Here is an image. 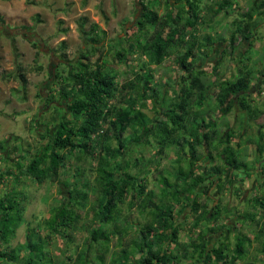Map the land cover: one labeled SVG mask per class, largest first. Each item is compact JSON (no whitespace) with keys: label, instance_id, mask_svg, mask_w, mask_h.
<instances>
[{"label":"rangeland","instance_id":"1","mask_svg":"<svg viewBox=\"0 0 264 264\" xmlns=\"http://www.w3.org/2000/svg\"><path fill=\"white\" fill-rule=\"evenodd\" d=\"M157 1L159 3L154 5V8L159 15L163 16L167 10H173L174 7L181 9L183 5L179 1L184 0ZM168 1L170 8L165 4ZM221 1L203 0L201 16L205 21L203 20V23L198 25L197 29L198 39L201 42H205L207 37H210L213 41L207 43L208 45L205 48L197 52V58L194 60L198 68L206 71L205 81L212 84L211 101L208 100L207 105L202 109L203 111L195 116L197 119H194V121L191 118L188 119L190 130H182L177 135H173L166 146L160 144L165 139L166 132L163 126L159 124L155 125L154 131L145 141L139 140L140 133L133 135L132 131H129L126 136V154L117 161H125L124 171L127 174L130 173L136 176L137 180L145 181L146 187L149 191H154L158 200L148 206L150 197L144 195V197H147L144 202L148 203H145V213L141 211L142 203L140 204L138 197L136 200L134 199V208L130 209L129 202L132 200L129 194V198L122 205L121 220H118L119 231L126 229V234L116 236L111 242L112 252L119 253L116 261L112 264H123L139 257L136 254L137 252L135 253L132 244L137 236L134 227L136 225L137 228L139 224L146 222L148 217L145 218V216L151 217L149 213H157V211L151 212L152 210L156 208L165 210L170 203L175 205L173 209L176 214L182 210V204L172 202L171 198L166 197L164 189L170 190V188L165 185L164 178L169 179L171 185L179 184L182 188H187L194 193L195 178L189 179L188 182L185 181L186 183H184V180L178 181L176 178L180 176V173L186 177L191 170H194L190 162L192 161L190 158V133L192 129L196 131L199 124H208L211 119L216 120L217 124L208 126L205 130H216L217 135L212 139L210 136L209 150L206 149L205 145L197 148L199 155L201 154L200 158L206 161L215 160L222 164V161L225 160L218 151L219 143L221 142L222 133L225 134L229 130L233 134L232 141L236 140L235 142L238 145L246 146L243 155L238 153V161H247L251 166V172H249V176H247L248 173L244 174L243 181H238L234 193L232 187L229 186L228 192H224L225 195L218 196L223 214L217 224H209L204 221L202 226L195 230L193 214L188 213L191 210L190 208L180 217L177 214L176 216L179 217H176L179 229L178 240L181 243H189L196 240L201 231L207 235L205 241H207L210 249L222 245L229 238V249L232 252L237 242V235H247L251 239V243L246 246V259L256 260L258 264H264V253L260 252L264 237L262 236L260 241L256 239L259 234V225L261 221H264V209L256 204V199L264 197V171L259 172L256 169L258 158L255 161H248L252 155H255V146L246 143L249 138L257 140L258 133L263 131L264 115L259 121L251 122L246 112L237 109L228 117L218 118L214 95L217 89L213 86L219 79H237L238 68L242 63L249 61L253 73L258 74L252 81L251 98L256 106L264 109V83H262V79L258 78L264 73V16L260 17L257 13H254V21L257 22L258 27L253 32L252 41L256 40L252 47H249L247 42L244 43L240 37L237 38L233 46L230 44L232 31L235 30L238 21L243 19L242 16L254 8L255 5H259L262 0H231L233 8L230 15L223 11L213 21H209L208 18L213 14L211 9H214L216 4ZM30 2L29 4L26 0H0V14L4 18V23L0 22V175L4 177V180H1L0 183V196L3 197L5 193L12 195L13 192L17 194L23 192L27 197V200L23 202L26 206L25 221L17 230L15 238L10 244L11 249L23 250L28 229L37 228L39 224H43L45 219L50 218L52 210L62 205L66 197L69 196V188L66 185L73 182L75 170L77 168L86 170L85 174L87 176H85V179L91 181L93 189L92 191L82 189L83 192L89 193L87 200L79 198L73 200L74 205H77L76 212L82 218L79 230L72 237L73 242L69 243V239L66 238L67 236L64 233L61 235L62 237H54L51 246L47 248L58 263L73 264L74 262L69 260V257H74L76 247L83 245V241L87 237V229L91 224L93 211L96 208L98 195L95 193L96 188L93 184L95 183L96 161L98 160H96V157H84L81 154H79L80 160L76 156H70L66 167L62 169L58 183L47 181L38 184L26 174L25 166L45 147L49 139L48 136L52 135V132L58 126V123H54V120L57 119L54 110L55 104L46 107L42 97L48 98L52 87L58 89L60 84H57V75L66 77L69 65L78 62L81 57L80 54L85 52L88 47L79 28L81 18L86 20L84 28L86 32L90 31L92 23H96L100 29L107 33V39L103 44L105 45L103 54L105 56L102 57V61H107V66L117 72L118 84H124L132 79L133 74L140 69V66L149 63L148 56L141 53H131L128 55L127 61L118 62L116 51L122 49V47L128 48L125 42V40H128L126 38L135 41L140 36L143 39V35L139 34L140 32L136 26L140 19L142 6L140 0H30ZM141 2L148 5L154 0H141ZM36 15H40L41 22H35L34 17ZM24 26L30 27L37 36L39 41L37 48L33 46L32 40L24 37L22 32ZM220 37L224 40H220ZM62 43H65V49H62ZM239 47L241 50L238 49ZM185 48L186 46L183 48L175 46L171 58L166 60L164 64L148 67V71L150 70L155 75L154 84L158 89H164L168 92L169 98L175 97L178 93V82L182 76V71L177 59L179 55H182ZM224 50L226 52H223ZM230 52L231 54H229ZM232 52H234L233 55ZM98 58V54L92 55L90 62L94 63ZM82 61L85 62V60ZM18 66L23 68L29 81L24 91L22 85L12 77ZM214 67H218L217 73L213 71ZM135 97L133 93L132 98ZM115 102L120 106L125 103L121 94ZM147 102V108L144 112L150 118L155 116L159 118L161 116V104L157 111L159 114H155L154 110L151 109L153 106L151 101L148 100ZM57 103L59 104V102ZM196 110L198 111L197 108ZM68 112L67 109L66 118L70 117ZM176 138L180 142H175ZM159 151L160 154L157 153ZM18 163L23 165V171L18 169ZM262 165H264V161L259 166ZM8 169H11L13 173L12 178L7 176L6 170ZM91 169L93 172H90ZM15 178H18L19 181H14ZM80 182L79 184L82 185L83 180ZM212 194L213 197H216L214 189ZM205 198V196H202L200 201L202 203L206 202ZM180 201L183 203L185 201L184 197ZM209 206H212V202L209 203ZM258 222L259 225H257ZM221 225L224 228L217 231L218 235L221 236L220 238L216 236L217 233L207 231L210 227L216 229L217 226L220 227ZM47 233L46 229H42L37 232L35 237L36 239L38 237L43 239ZM224 234L227 236L226 238ZM125 244H129L128 249L130 252L128 254L122 252V249H125L123 248ZM105 247L106 243L98 244L96 247L97 252L92 253V259L96 260L98 253H102ZM82 250H86V246H83ZM176 253H179V251ZM178 255L181 256L180 253ZM190 255H193V253L191 252ZM196 256L195 258H185L182 255L178 264H197L195 262ZM110 261H112L110 257H107L106 264ZM96 264L104 263L97 259Z\"/></svg>","mask_w":264,"mask_h":264},{"label":"trees","instance_id":"2","mask_svg":"<svg viewBox=\"0 0 264 264\" xmlns=\"http://www.w3.org/2000/svg\"><path fill=\"white\" fill-rule=\"evenodd\" d=\"M26 1L29 4L31 3L30 0ZM140 3L142 6L141 15L136 26L140 32L139 34L143 35V39L140 36L135 41L126 38L128 39L125 40L128 48L122 47V49L116 51V60L124 62L127 61V57L131 53H141L148 56L149 63L140 66V69L133 74L132 79L124 84H118L117 72L107 66V61H102V57L105 56L103 55L105 51V45L103 44L107 39V33L100 29L96 23H92L90 31L86 32L84 29L86 20L81 18L79 28L88 47L85 52L80 54L81 57L78 62L69 65L66 77L57 75V84H60L58 89L52 87L49 97H42L46 107L55 104L54 110L57 119L54 120V123H58V126L52 132V135L48 136L49 139L45 147L25 166L26 174L38 184L47 181L58 183L62 169L66 167L70 156H76L80 160L79 154H81L84 157H96V160H98L96 161L95 183L93 184L96 188L95 193L98 195L96 208L93 211L91 224L87 229V237H85L83 245L76 247L74 257H69V260L74 262L73 264H96L97 259L106 264L107 257L112 260L108 264L116 261L119 253L112 252L110 245L116 236L126 234V229L119 231L118 225V220H121L122 205L125 204L130 194L132 200L129 202L130 209L134 208V199L136 200L138 197L140 204L142 203L141 211L145 212V203H149V206L156 198L154 191H146L145 181L137 180L136 176L130 173L127 174L124 171L125 161H117L126 154V136L128 132L132 131L133 135L140 133L139 140H141L142 134L146 135L148 139L154 131L155 125L159 124L163 126L166 132L165 139L160 144L166 146L173 135H177L182 130H190L188 119L191 118L193 121L197 119L195 116H198L207 105L208 100L211 101L212 99L210 97L212 84L205 81L206 71L198 68L194 61L197 58V52L205 48L208 45L207 43L213 42L210 37L205 38V42L198 39V25L203 23L204 20L201 16L203 0L179 1L183 5L181 9L174 7L173 10H167L163 16L159 15L154 8V5H157L159 1L154 0V2L145 5L140 0ZM165 4L169 8L171 7L169 1ZM232 5L231 0H222L217 3L216 7L211 9L213 14L208 20L213 21L223 11L230 15ZM254 13H257L260 17L264 16V0L246 12L242 16L243 19L238 21L230 38L231 46L234 45L238 37L244 43L247 42L249 47L253 46V32L258 27L257 22L254 21ZM34 19L36 23L41 22L40 15H36ZM0 22L4 23L1 14ZM22 32L24 37L32 40L33 46L37 48L39 41L32 29L24 26ZM219 39L224 40L221 37ZM175 46L181 48L186 46V48L177 59L182 71V76L178 82V93L175 97L169 98L168 92L164 89H158L154 84L155 75L150 70L148 71V67L164 64L166 60L171 58ZM65 48V43H62V49ZM223 52H226V50ZM97 54L99 58L91 63L90 57ZM82 60H85V62ZM248 62L242 63L238 68L237 79H219L220 81L218 80L213 84L217 89L214 95L218 118L228 117L237 109L246 112L251 122H255L264 115V110L256 106L251 98L252 81L258 74L253 73L250 62ZM213 71L217 73L218 67H214ZM12 77L22 85L24 91L29 81L23 68L18 66ZM133 93L136 96L135 98H132ZM119 94L125 102L123 103L124 106H120L115 102ZM23 97L25 98V96ZM148 100L151 101L153 105L151 109L154 110L155 114H159L157 111L161 104V116L159 118L157 116L150 118L144 112ZM136 105L138 106L136 107ZM67 109L69 110V118H66L65 115ZM213 124L216 125L217 122L211 119L208 124H199L196 131L192 129L190 133V158L192 159L190 162L194 170L196 167H193V165H196L197 161L200 160L197 148L203 145L209 146L210 136L212 139L217 135L216 130L206 131L207 127ZM202 130L203 133L201 134ZM232 136L233 134L228 130L225 132L222 141L227 145L223 150L224 169H243L246 173H249L251 170L249 163L238 161L239 151L230 146ZM249 139L247 143L255 144L258 156H263L264 134L261 132L256 141ZM176 141L180 142L177 138ZM157 153L160 154V151ZM17 166L18 169L23 171L21 163H18ZM194 170H191L186 177L180 174L176 178L178 181L184 180V183L195 178L194 193L186 187L187 190L182 188L179 184L171 185L167 178H164V183L170 190L164 189V191L166 197L171 198L172 202H177L179 205L183 204L178 216H181L185 209L191 208L194 217L193 226L196 230L202 226V222L217 224L219 218L222 217L220 204H215L210 208L209 203L212 202V198L209 193L215 184H217L219 192L224 190V185L220 184L221 179L218 182L215 180L212 185L206 186L201 194H197L198 186L205 182L206 177H196ZM216 170L221 173L220 167ZM85 171L80 168L75 170L73 182L66 185L69 188V196L66 197L62 205L52 210L50 218L45 219L43 224H39L37 228L28 229L23 250L11 249L10 244L15 238L17 230L25 221L26 206L23 202L27 200V197L23 192L18 194L13 192L12 195L5 193L3 197L0 196V264H66V262L58 263L55 261L51 256V251L47 248L51 246L54 237H62L61 235L64 233L67 236L66 238L69 239V243L73 242L72 237L79 230L82 218L76 212L77 205H74L73 200L75 198L87 200L89 193L83 192L82 189L84 188L87 191L93 189L91 181L85 179V176H87ZM90 172H93V170L91 169ZM6 173L8 177H13L11 169L6 170ZM1 180H4V177L0 175V183ZM81 180H83L82 185L79 184ZM14 181L18 182L19 180L15 178ZM144 195L150 197V202H144L147 198ZM202 196H206L207 201L204 203L200 201ZM182 197L185 199L183 203L180 201ZM256 201V204L264 209V197L256 199ZM173 207L175 205L170 203L165 210L156 208L151 211H157L156 214L149 213L151 217L145 216V218L148 217L146 222L139 224L137 228L135 225L134 229L137 236L132 244L135 253L137 252L136 254L139 257L123 264H178L182 255L185 258H195V255H197L195 260L197 264H258L256 260L246 259V246L251 243V239L247 235H237V242L232 252L229 249V238L222 245L210 249L207 241H205L207 235L201 231L196 240L181 243L178 240L179 229L176 224V217L173 214ZM259 222L257 225H259ZM259 226V234L256 239L260 241L262 236L264 237V221H261ZM217 228L210 227L207 231L217 233L223 227L217 226ZM42 229L48 231L47 235L43 239L39 237L36 239L37 232ZM104 243H106V247L103 252L96 254V260L92 259V253L97 250V245ZM83 246H86L84 251L82 250ZM128 246L129 244H125L123 246L125 249L120 246L122 252L128 254L130 252ZM178 251L181 256L176 253ZM191 252L193 255H190ZM260 252L264 253V241H262Z\"/></svg>","mask_w":264,"mask_h":264},{"label":"crops","instance_id":"3","mask_svg":"<svg viewBox=\"0 0 264 264\" xmlns=\"http://www.w3.org/2000/svg\"><path fill=\"white\" fill-rule=\"evenodd\" d=\"M256 40V39H255ZM254 40V41H255ZM253 41V42H254ZM247 48V47H246ZM238 49H240L241 50V48L239 47ZM246 50V49H245ZM262 74H264V73H262ZM262 109V108H261ZM264 110V109H263ZM257 121H259V119L258 120H256L255 122H257ZM249 131L251 130V129H248ZM260 133L261 132H259L258 133V137H259V135H260ZM262 133L264 134V129H263V131H262ZM235 134V133H234ZM224 132L222 133V138H221V142L219 143V148H218V151H220V153H221V156L223 157V159L225 160V158H224V156H223V150H224V148L227 146L226 145V143L224 142H222L223 141V139H224ZM258 137H257V139H258ZM145 139H147L146 138V135H144V134H142V138H141V140H143V141H145ZM233 139V138H232ZM255 140V139H254ZM236 140H231V144H230V146L232 147V148H234L236 151H239V154H241V155H243V152H244V148H246V146L245 145H238L236 142H235ZM247 141L248 140H246V143H247ZM256 141V140H255ZM245 143V144H246ZM249 143V142H248ZM222 144V145H221ZM254 146H255V155L253 156H251L249 159H248V161H255L257 158H258V161L260 162L261 161V163H262V161H264V155L263 156H261V157H259L258 155L256 156V154H258L257 153V147H256V145L255 144H253ZM205 147H206V149L207 150H209V146H207V145H205ZM251 148V147H250ZM201 155V154H200ZM247 162V161H246ZM261 163H257V167H256V169L257 170H259V172H262V171H264V165H262V166H259ZM259 164V165H258ZM195 167H196V171L194 170V172H195V176L196 177H199V176H205L206 178V180H205V182L203 183V184H200L199 186H198V188H197V194L199 193V194H201L203 191H204V189L206 188V186H210V185H212V183H214L213 181H217L218 182V180L219 179H221V183L220 184H223L224 185V190L223 191H221V192H219L218 191V188H217V184H215L214 186H213V188L210 190V196H211V198H212V206H214L217 202L216 201H214V197H213V194H212V192H213V189L215 190V196L216 197H218V196H220L221 194L222 195H225V193H226V191L228 192V188H229V186H231L232 188V190H234V188H235V186H237V184H238V181H243V179H244V174L246 175V172L242 169V170H230V169H224V164H223V161H222V164L221 163H218L217 161H215V160H202L201 158H200V160L199 161H197V164L195 165ZM218 167H220L221 168V173H219V172H217V168ZM249 172H251V171H249ZM181 174V173H180ZM249 174V173H248ZM135 175V174H134ZM177 175V174H176ZM178 177V176H177ZM216 183V182H215ZM147 192L149 191V189L147 188V190H146ZM225 192V193H224ZM206 197V196H205ZM219 198V197H218ZM218 198H216L217 200H219ZM155 200H158V197H156L155 198ZM155 200H153V202L155 203L156 201ZM200 200H202L201 198H200ZM151 204V203H150ZM182 206H183V204H182ZM211 206V207H212ZM210 207V208H211ZM188 209V208H187ZM187 209H185L184 210V212L187 210ZM191 209V208H190ZM183 212V213H184ZM191 212V210L190 211H188V213H190ZM180 213V212H179ZM179 213H177L178 215H179ZM182 213V214H183ZM192 213V212H191ZM174 215H175V217H177L176 215V213H175V210H174V213H173ZM180 217V216H179ZM179 217H177V218H179ZM178 219H176V224H178V221H177ZM222 226V225H221ZM224 228V227H223ZM222 228V229H223ZM221 232V231H220ZM219 233H217V237H221L220 235H218Z\"/></svg>","mask_w":264,"mask_h":264},{"label":"flooded vegetation","instance_id":"4","mask_svg":"<svg viewBox=\"0 0 264 264\" xmlns=\"http://www.w3.org/2000/svg\"><path fill=\"white\" fill-rule=\"evenodd\" d=\"M264 74L263 75H261L260 77H259V79H262L261 81H262V83H264ZM233 191V193H234V190H232ZM216 198H218V197H214V200L217 202L216 204H219L220 203V199L219 200H217Z\"/></svg>","mask_w":264,"mask_h":264}]
</instances>
